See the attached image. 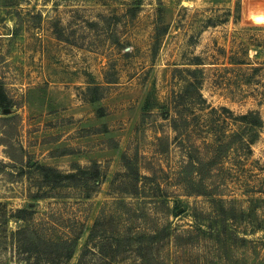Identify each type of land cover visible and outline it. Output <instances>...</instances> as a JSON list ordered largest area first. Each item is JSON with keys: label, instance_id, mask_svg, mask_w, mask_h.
<instances>
[{"label": "rangeland", "instance_id": "374dc122", "mask_svg": "<svg viewBox=\"0 0 264 264\" xmlns=\"http://www.w3.org/2000/svg\"><path fill=\"white\" fill-rule=\"evenodd\" d=\"M0 204V264L97 219L86 264H264V0H0Z\"/></svg>", "mask_w": 264, "mask_h": 264}, {"label": "trees", "instance_id": "16d2710c", "mask_svg": "<svg viewBox=\"0 0 264 264\" xmlns=\"http://www.w3.org/2000/svg\"><path fill=\"white\" fill-rule=\"evenodd\" d=\"M95 87H97V85H95ZM97 99L98 97H94L92 98V101H95ZM251 123L256 125L258 124L254 123L253 121H251ZM28 166L31 167L32 165L29 163ZM37 168L42 177V186H46L48 187V189H54L58 186H62V183L68 185V182H71V180H73L76 175L74 172L62 173L58 169L46 165H37ZM79 171L82 172V170ZM98 178L99 171L94 170V179L98 181ZM47 197H50V195H48V193L44 190L41 193H36L33 196V198L35 199ZM33 207L34 204L28 203L26 207L18 209L16 211L17 219L26 222L32 219V214L34 212L32 210ZM0 208L4 213L5 206L0 204ZM2 218V223H6L7 215H3ZM98 221L99 220L97 219L94 222L92 230L88 235V239L80 252L76 264H86L85 257L90 251V239L92 237L93 231L97 228V225L99 224ZM49 225L50 227L42 228L41 230L36 227H32L30 224L27 225L24 223L22 226H19L15 231L12 232V239L13 241H16L18 252L21 255V259L24 261L25 264H66L73 256L76 241L82 233V230L75 232L74 228H72V226L69 224L65 226H60L61 228H63L62 230H56L57 228L54 229V226H58L57 223L54 225ZM126 234L127 233H124L123 235H120L118 237V243H120L119 247H121V249L118 251V254L120 253V256L121 253L125 254L130 252V245L132 244V241L137 240L136 238H147L146 235H140L141 237H136L134 235L131 236ZM137 241L140 243L143 242L141 240ZM97 246V253L105 255L106 253H103L101 251L102 245ZM139 249H145V247L141 246L139 247ZM141 258H143V256ZM107 262V264H110L109 261ZM133 263L137 264L136 262Z\"/></svg>", "mask_w": 264, "mask_h": 264}, {"label": "water", "instance_id": "95a60500", "mask_svg": "<svg viewBox=\"0 0 264 264\" xmlns=\"http://www.w3.org/2000/svg\"><path fill=\"white\" fill-rule=\"evenodd\" d=\"M6 110V109H5Z\"/></svg>", "mask_w": 264, "mask_h": 264}]
</instances>
